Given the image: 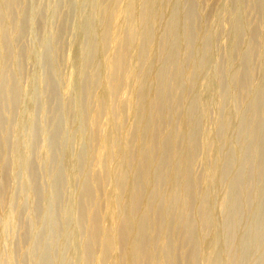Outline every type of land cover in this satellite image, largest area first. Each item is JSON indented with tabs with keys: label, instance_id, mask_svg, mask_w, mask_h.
<instances>
[{
	"label": "rangeland",
	"instance_id": "1",
	"mask_svg": "<svg viewBox=\"0 0 264 264\" xmlns=\"http://www.w3.org/2000/svg\"><path fill=\"white\" fill-rule=\"evenodd\" d=\"M146 1L0 0V264H125L116 236L125 216L127 185L117 174L120 166L126 172L146 169L139 152L145 141L136 121L144 79L155 89L164 84V115L141 113L154 120L155 134L171 133L178 142L176 122L186 111L195 125L189 166L195 183L180 191L191 192L188 207L196 215L197 233L209 227L200 217L204 200L212 208L220 192L229 197L232 178L240 172L243 190L250 195L258 188V204L264 208V152L257 151L256 159L245 157L253 126L264 129V0H159L156 11ZM129 4L135 5L134 16ZM177 7L183 16L169 21ZM152 16L147 40L144 25ZM122 42L133 45L115 79L108 64ZM197 53L205 60L201 90L214 82L212 96L205 94V124L193 119L197 108L189 113L181 101V94L191 95V80L184 79L178 92L172 89L176 72L193 69ZM252 102L256 120L251 123ZM228 112L241 122L232 136L226 130ZM210 133L214 149L205 144ZM216 155L217 169L211 163ZM153 164H161L156 152ZM161 165L163 171L166 164ZM210 175L223 177L217 188L206 185ZM166 184L162 178L147 196L150 210L165 195ZM144 196L141 187L133 211ZM251 208L248 202L241 214L244 232ZM174 216L167 226L179 255L194 243L181 244L183 222ZM158 230L153 222L149 233L154 238ZM110 236L114 244L108 248ZM254 245L252 262L244 259L243 264H264V213ZM209 256L201 251L196 262L206 264Z\"/></svg>",
	"mask_w": 264,
	"mask_h": 264
},
{
	"label": "bare ground",
	"instance_id": "2",
	"mask_svg": "<svg viewBox=\"0 0 264 264\" xmlns=\"http://www.w3.org/2000/svg\"><path fill=\"white\" fill-rule=\"evenodd\" d=\"M158 1L159 0H147L146 5L148 6V9L150 11H156L159 4ZM144 8L142 13L144 12ZM128 12L133 14V16L136 14L134 4L130 5ZM170 13V15L168 14L169 21H178L181 16H183V11L181 12L178 7L174 12ZM153 23L154 16L150 17L144 25L143 34L147 40L149 37V30L153 28ZM134 24L136 25V23ZM158 37H160V35ZM123 42L125 41L123 40ZM130 46L128 42H126V44L123 43L121 48L122 50H120L119 55L116 54L113 56L108 64V66L114 70L113 76L115 79L121 72L123 55L126 51L132 50ZM151 48L155 50V47ZM196 48V51L199 52L201 48L200 42L196 44ZM200 54H196L197 64L193 69L186 71L183 73L184 75L176 72V75L173 78L172 89L174 93L178 92V90L182 89L184 79L191 80V95L187 96L184 94L182 96L181 94V101L185 108H188L189 113H194L192 111L197 108L198 111L194 113L195 116H193V119H198L201 124H205V94L208 92L212 96L214 82L208 83L201 90L199 85V72L201 68L204 67L205 60L201 56L203 54ZM159 72L160 74L162 73V65L159 67ZM153 86L152 81L144 79L140 96L142 101L139 108L140 113L138 112L136 116L137 126L141 127V134L145 141V146L143 145L144 147L141 148L139 152L142 153L144 160L143 166L146 167V169L142 171L138 167L136 168V171L126 172L120 166L117 174V179L122 180L124 185H127V202L124 207L125 216L122 220L123 223L121 227L118 229V236H116L117 240L123 245L125 264H173L174 261H188L189 264H198L196 262V254L201 251L210 254L208 258L209 260L206 264H243L244 259L252 262L251 251L256 243L259 220L262 217V213H264V208L258 204L260 190L256 188L250 195L246 194L242 188V180H240L241 176H245L241 175L242 172H240L237 175V178L236 176L232 178L233 181L229 197L225 196L223 191L220 192L217 197L213 198L212 208L209 207V202L207 201L206 205V200H204L200 217L201 222L209 227L205 232L197 233L194 225L196 215L194 212H191L188 207L191 192L188 196V194H182L180 189L185 188L187 190H191V186L195 183L194 179L190 176L189 166L194 156L195 139L198 135L195 131V125L192 118H188L187 111L186 114L176 122V129L181 135L178 142L174 139V136L171 133L164 138L161 134H158V132L155 134L154 120L151 116L147 120L143 119V116L141 115V113L143 114L144 112L149 111L151 114L156 111L158 114L157 117H159L165 113V103L160 98V94L164 89V84L157 89ZM106 92L107 89L103 87L102 97L104 99H107ZM255 110V103L252 102L248 109L251 116V123L256 120ZM225 120L227 123V133L232 136L234 131H238L239 123L241 124L240 119L238 115L233 116L230 112H228L225 116ZM253 127L254 130L250 135L251 147L250 149L248 148V151H246L245 157L250 155L253 159H256L259 157V153L257 151L262 150L264 152V129L263 127H256V125ZM154 134L156 135L155 137ZM204 140L206 141V147L215 148V141H213L214 136H212L211 133L207 134ZM239 144L244 146V139L242 137L240 138ZM235 149V154L240 151L237 150V148ZM154 152L158 155L160 163L162 165L164 163L166 164L164 165L166 167L163 171H161L160 168L161 164L157 166H154L153 164ZM232 153L233 156H236L234 152ZM237 160L239 159L237 158ZM242 160H244V158H242ZM211 163L215 166V168L219 167L218 155L212 158ZM162 178L167 181L165 195L161 197L160 202L154 203L150 210V208H148L149 200L147 196L151 195V193L156 190V185ZM222 178V176L215 178L213 175H210L209 177H206V185H209L210 187L215 186L217 188L221 184ZM141 187L145 191L146 196H144L143 201L140 202L139 210L133 211L132 205L134 195ZM85 191L87 192V190ZM202 193L203 198L205 197V193L207 197V190H203ZM199 196V194H194V198ZM248 202H251V210L254 214L249 218V229L244 232L240 226V221L242 220L241 214H244V209L246 208ZM222 209H225L224 213L221 212ZM171 211H173V213H171ZM175 212L178 214L179 219L183 222L184 237L181 239V244H184V242L194 243L190 251L187 253L180 252L179 255L176 253L179 246L178 241L177 243L175 242L174 236L172 237L170 234L172 231L168 229L167 226L171 222L172 218L175 217ZM108 216L109 219L112 220V215L108 214ZM153 222H156L157 226L159 225V230L154 238L149 233V228ZM105 244L108 248L112 247L114 244L113 237H107L105 239ZM257 264H263V260L257 261Z\"/></svg>",
	"mask_w": 264,
	"mask_h": 264
}]
</instances>
